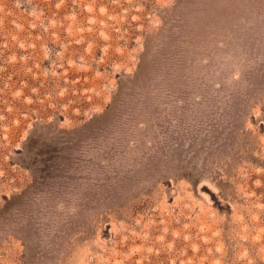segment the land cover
I'll return each instance as SVG.
<instances>
[{
	"label": "rangeland",
	"instance_id": "1",
	"mask_svg": "<svg viewBox=\"0 0 264 264\" xmlns=\"http://www.w3.org/2000/svg\"><path fill=\"white\" fill-rule=\"evenodd\" d=\"M0 264H264V0H0Z\"/></svg>",
	"mask_w": 264,
	"mask_h": 264
}]
</instances>
